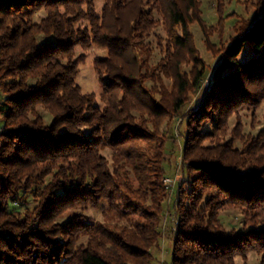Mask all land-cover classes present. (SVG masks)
<instances>
[{"label": "trees", "instance_id": "obj_1", "mask_svg": "<svg viewBox=\"0 0 264 264\" xmlns=\"http://www.w3.org/2000/svg\"><path fill=\"white\" fill-rule=\"evenodd\" d=\"M198 1L106 0L100 15L94 0H0V264H152L167 170L160 146L151 156L137 143L156 140L148 123L182 113L188 92L205 76L202 67L191 78L180 68L195 52L189 28L199 20ZM156 11L166 21V73L175 81L164 101L146 85L153 71L139 57L158 24ZM78 45L107 50L96 61L103 107L77 83ZM247 48L253 54L241 61ZM216 66L210 92L179 132L183 180L171 263L235 264L254 249L264 264V135L244 149L233 140L203 145L218 139L233 113L264 100V9ZM208 123L211 131H200ZM105 149L113 150L112 163ZM29 195L38 204L23 209ZM231 203L252 209L253 228H222L219 212ZM89 207L104 208L109 224L78 213L60 221L69 210ZM138 215L145 222L134 229L113 222Z\"/></svg>", "mask_w": 264, "mask_h": 264}, {"label": "rangeland", "instance_id": "obj_2", "mask_svg": "<svg viewBox=\"0 0 264 264\" xmlns=\"http://www.w3.org/2000/svg\"><path fill=\"white\" fill-rule=\"evenodd\" d=\"M199 10L196 15L199 20L190 24V30L194 38L195 52L187 57L183 63L182 72L191 78L192 71L197 68H204L205 76L202 79L200 87L191 90L188 95L187 103L183 106V112L179 114H172L164 116L161 119L160 125H155L154 122L148 124L153 129V133H157L156 140H142L137 143L141 144L146 152L153 156L160 146V151L164 154V166L167 174L163 177L164 185L167 188L166 197L163 201L162 222L161 224V238L159 245L155 247L153 253L155 260L152 264H172V237L171 229L174 227L176 212L175 210V196L178 189V183L183 180L182 175V149L184 146V138L179 133L183 129V123L187 115L197 110L210 92L214 82L216 81V69L219 60L225 49L231 44L234 38H237L246 28L252 23L261 11L264 9V0H199ZM106 0H94V6L97 13L100 15L103 12ZM45 15L44 11L39 12L35 16V20H40ZM158 19V24L152 29L151 35L146 38V49L139 57L146 60V65L153 71V78H148L145 82L148 87H152L156 94L155 97L159 101L169 98L174 93L175 81L173 77L166 73L169 66L168 59V33L167 25L163 15L155 12ZM88 24L89 21L85 20ZM247 48L240 55L239 59L244 61L248 59L253 53ZM107 56V50L97 45L84 48L78 45L75 50V58L81 57L78 69L77 83L84 92L95 93L97 102L100 106H104L105 102L101 99L102 85L100 78L96 71V61ZM229 71L223 73L225 75ZM169 96V97H168ZM4 94L0 89V100H3ZM40 112L46 117L48 122H51L52 115L43 107L39 108ZM147 117V115H146ZM184 119V120H183ZM4 121L0 115V133L3 130ZM210 123L206 124L200 131H211ZM264 135V100L257 106L240 108L233 113L226 123L224 130L218 133V139L206 138L203 143L205 146H212L216 141L224 143L228 140H233L234 147L244 149L250 144L258 140ZM164 145H162L163 143ZM136 143V142H134ZM105 155L112 163L113 150L105 149ZM157 155V154H156ZM133 177V175H131ZM137 185V184H136ZM23 209H33L38 203L32 195L27 197V202L23 203ZM104 205L107 202H103ZM104 208L99 207L87 209L75 208L69 210L60 221H67L74 214H83L88 219L94 222L107 223V218L104 215ZM219 212V221L222 223V228L228 232H243L247 229L253 228V223L250 221V216L253 213L252 209L247 206H239V204H227ZM113 212L107 213L109 217ZM113 216L112 218H114ZM130 219V218H129ZM128 218L119 220L116 217L113 222L116 225H124L128 229H134L135 222H145L140 215L136 216L131 221ZM264 226V224L262 225ZM87 236L80 239L79 245L85 244ZM263 254L251 249L248 251L246 257L237 255L235 264H261Z\"/></svg>", "mask_w": 264, "mask_h": 264}]
</instances>
